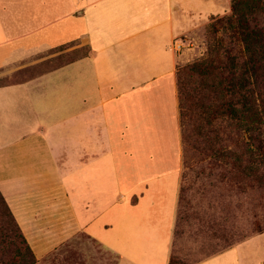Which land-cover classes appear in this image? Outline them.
Masks as SVG:
<instances>
[{
	"label": "crops",
	"instance_id": "1",
	"mask_svg": "<svg viewBox=\"0 0 264 264\" xmlns=\"http://www.w3.org/2000/svg\"><path fill=\"white\" fill-rule=\"evenodd\" d=\"M228 11L0 0V195L34 264H168L182 171L174 48ZM254 236L194 264H254L236 253Z\"/></svg>",
	"mask_w": 264,
	"mask_h": 264
},
{
	"label": "rangeland",
	"instance_id": "2",
	"mask_svg": "<svg viewBox=\"0 0 264 264\" xmlns=\"http://www.w3.org/2000/svg\"><path fill=\"white\" fill-rule=\"evenodd\" d=\"M228 14L229 11L209 18L204 26L183 37L181 44H175L176 92V80L185 82L184 67L207 56V45L213 36L219 39L228 54L236 53L238 46L228 39L227 33L218 31L211 37L207 33L213 20ZM84 53L85 49H80L76 54ZM190 102L186 98L182 108L177 107L182 171L170 264H194L264 229V189L258 188L250 179L241 182L238 172L231 167L230 157L234 154L241 157V164H245L246 147L251 145L253 137L234 131L232 125L222 119L205 128V138H199L196 132L199 118L195 106L187 109ZM261 130L264 133V126ZM214 139L213 148L219 146L227 151L224 157L210 149L209 142L213 143ZM236 253L240 261L264 262V231L246 240ZM1 257L0 264H8V259Z\"/></svg>",
	"mask_w": 264,
	"mask_h": 264
},
{
	"label": "trees",
	"instance_id": "3",
	"mask_svg": "<svg viewBox=\"0 0 264 264\" xmlns=\"http://www.w3.org/2000/svg\"><path fill=\"white\" fill-rule=\"evenodd\" d=\"M218 31L227 33L228 39L238 46L235 54H228L219 39L214 38ZM207 33L213 36L207 45V56L184 67V83L176 80L177 107L180 110L186 98L191 101L187 109L195 106L199 138H205V128L222 119L234 131L253 137L246 147L245 164L234 154L230 157L231 167L241 182L250 179L264 189V0H229V14L213 20ZM215 139L209 147L224 157L227 151L219 146L213 148ZM1 255L8 264L35 261L0 195V262Z\"/></svg>",
	"mask_w": 264,
	"mask_h": 264
},
{
	"label": "built area",
	"instance_id": "4",
	"mask_svg": "<svg viewBox=\"0 0 264 264\" xmlns=\"http://www.w3.org/2000/svg\"><path fill=\"white\" fill-rule=\"evenodd\" d=\"M180 46H177V49H179Z\"/></svg>",
	"mask_w": 264,
	"mask_h": 264
}]
</instances>
